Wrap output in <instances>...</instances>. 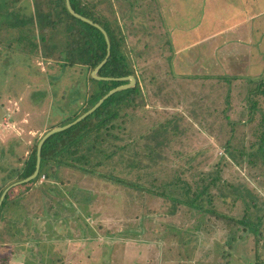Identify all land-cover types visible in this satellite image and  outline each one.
I'll list each match as a JSON object with an SVG mask.
<instances>
[{"label": "trees", "instance_id": "trees-1", "mask_svg": "<svg viewBox=\"0 0 264 264\" xmlns=\"http://www.w3.org/2000/svg\"><path fill=\"white\" fill-rule=\"evenodd\" d=\"M29 1L31 2V0ZM46 1L47 3L44 4V0H35L33 9L29 6L26 7L28 4L26 1L24 3V0H0V45H2L0 48V81L2 84L16 93V89L11 87L9 72L18 67L25 68L33 56L45 61L54 60L55 64L61 65L66 70L77 66L81 67L83 73H81L80 81L85 82L87 92L85 100L72 115L54 127L56 128L72 123L79 116L92 109L111 90L129 83L130 80L123 79L124 77L134 76L136 82L132 86L109 94L92 112L44 140L40 151L38 174L30 180L15 183L5 192V198L0 202V221L5 211L9 213V202L16 197L14 203L20 206L24 201L23 196L31 190L43 194L44 197H41L43 200L47 198L44 200V206L43 204L41 207L38 206L41 208L42 214L45 212L51 216L54 212L59 213L61 211L59 204L53 203V197L58 195V187L54 183L47 184L48 182L38 186L37 181L42 174L48 180L56 179L59 176V171L66 167L82 175L92 174L95 177L104 178L121 185L128 193L132 203L145 196L147 198L152 196L171 203V211L169 210L168 213H174L180 206H184L188 210L189 220L196 219L198 213L215 212L209 207L216 198V194H212L214 190L221 196L231 194L235 196L232 197L233 200L239 199L246 208V213L241 219H231V222L242 225L248 231L252 230L257 237L261 236L263 231L259 229L264 223V207L257 203V197L261 196L260 198L263 199L264 193L261 194L258 191L255 195L253 185L245 179L234 184L229 183L224 178L221 160L209 167L214 172L207 173L209 176L206 178L204 177L206 174H196L195 170L192 171L193 178L201 182V186L192 191L187 181L191 182L194 179L182 177V175L189 173L191 168H175L181 153L179 150H173L170 141L181 137L183 139H180V142L188 140L190 144H193L195 139L190 137L189 133H193L194 127L192 125L194 122L197 121L201 126L203 125L205 130H211L212 125L218 122L217 136L221 132L225 134L224 139L220 138L218 142L224 147L226 154L231 159L227 163L233 167L235 165V167L245 168L247 175L251 176L255 182L257 180L264 187V177H260V172L257 170L264 168V109L259 101L262 95L264 96V57L261 60L259 56L260 54L264 55V20H260L261 17L258 15L262 9L264 10V0H240L247 9L246 15L242 16L235 13V9L227 0H215V4L212 3V0H183V2L188 1L191 7L194 5L195 9L205 6L206 12L208 9H213L216 13L219 11L220 14L222 12L225 14L223 16L224 21L227 20L226 15H229L232 24L236 27L232 26V29L229 27L223 35L218 33L202 42V52L206 51L204 55L209 59H216L207 64L211 68L210 71L206 70L204 73L193 76L184 74L177 76L174 73V78L179 77L186 80L183 86L180 85L174 89L177 97L174 96V92L170 93L166 79H162L163 83L159 81L156 89L147 88L146 96L148 98L154 96L159 101L164 102L170 99L177 100V104L180 103L185 106L187 114L192 120L187 114L177 112L175 114L180 117L176 119L169 118L165 121L154 122L149 131L145 130L144 134V137H148L153 143H145L142 146L137 145L132 140L130 141V137L134 136L133 130H127L120 124L121 121L126 124L129 123L137 109L144 105L143 101L146 98L140 83L141 78L136 70V61L138 57L144 56V51L143 49L136 51L135 46L129 47L126 42V39L131 36V29L134 30L132 33L135 34L138 26L144 25V19L138 23L135 18V16H139L136 11L137 7L141 5L133 0H119L126 3L129 10L127 14L124 13L118 18L112 6L105 5L102 8L91 4L90 0ZM67 1L76 13L92 22L73 14L68 8ZM181 1H175L178 8L176 12H181L177 13V18L173 23V26L178 28L177 30L176 28L172 29L171 32L176 35V39L180 37V18H183L186 23H189L190 19L193 23V30L198 29L199 21H201L200 17L198 21H193L190 16H183ZM108 2L110 3V1ZM256 2L261 4L262 9L257 7ZM243 3L239 5L242 7ZM140 11L144 12L142 7H140ZM107 12L113 14L108 15ZM189 13L192 14V11L190 10ZM217 16L218 14L214 17L220 21L221 18L218 19ZM170 17L172 19L175 16ZM205 17L209 18V20H205L208 23L215 21V18ZM50 29L54 30L50 33L54 36L46 34ZM250 29L259 35L253 36L248 43L243 41L242 37L246 31L250 34L248 31ZM200 31L199 28L198 35L200 34L201 37L216 32L215 28L206 34ZM195 33L197 34V31ZM57 34L64 38V44L59 46L57 57L53 59L54 53L51 49L57 45L55 42ZM183 37H185L184 41L188 40L186 35ZM245 37H248V34ZM167 40L171 41L170 38ZM229 41L230 44H236L237 47L241 42L248 43L246 44L248 48L245 50L247 55L244 56L242 62L230 58H221L219 54L215 53V50H213L215 58L209 54L213 49L211 46L216 45L219 48V45L224 46ZM231 49L237 51L234 46ZM132 53H135L134 58L131 57ZM173 56L174 53L170 54L168 59L171 60ZM103 60L105 62L97 72V75L102 78H96L92 72ZM144 61L146 62L145 58ZM226 66L236 71H226ZM7 67L10 68L8 74H6L8 69H5ZM214 69H224V72L212 73L211 71ZM250 69L256 70L257 74L254 76ZM242 70H246L248 74L247 72L242 74ZM239 79L242 81L245 79V83L235 85V81ZM149 84H152V80ZM175 85L178 84L174 83ZM235 86L243 89L236 92L238 98L241 97L243 101L242 104L238 105V110H240L238 120L231 116L236 110L232 103L236 91ZM1 94L3 93L0 92ZM159 101L154 102L156 107ZM3 107L1 104L0 108ZM183 117H185L183 125L187 124L190 128L184 126V129L180 126ZM199 130H202V127L197 130L198 133H200ZM38 145L39 143L33 147V153L18 170V179L25 180L35 172L38 161ZM196 149L197 147L193 148L194 151H197ZM27 189L29 192H21ZM67 190L78 200H90L91 194L77 192L76 187H69ZM43 200L42 202H44ZM27 210L19 212L18 216L11 211L9 213L11 214L10 219L13 221L12 227L16 228V231H13L11 226L7 231L15 241H22L21 238H18L20 233H26L25 236L28 237L40 238L45 233L39 225L41 222L35 215L37 208L29 207ZM30 217L35 220L31 227L28 226ZM53 219L57 220L58 218ZM252 219L256 220L257 223H254ZM231 222L229 221V223ZM160 224L164 225V228L156 231L158 232L157 239L165 240L170 237L173 240L175 236L168 232H181L176 241L183 252H179L178 257L191 258L200 241V229H197L201 224L199 217L195 224L192 223L194 227L196 226L195 229L191 227L192 225L178 229L164 221H160ZM239 236L234 228L231 229L226 244L235 242ZM34 250L35 247L29 251ZM77 253L79 252L77 251ZM254 258L247 260L245 264H264L262 254L258 251H256ZM78 261L80 260L78 259L76 262ZM36 264L43 263L36 260ZM51 264H55V262Z\"/></svg>", "mask_w": 264, "mask_h": 264}, {"label": "rangeland", "instance_id": "rangeland-1", "mask_svg": "<svg viewBox=\"0 0 264 264\" xmlns=\"http://www.w3.org/2000/svg\"><path fill=\"white\" fill-rule=\"evenodd\" d=\"M25 1L28 4L26 7L29 6L34 9L35 0H31V2L24 0V3ZM133 1H137L141 5L140 7L143 8L144 12H141L140 7H137L136 13L139 16H135V18L138 23L144 19V25L142 27L138 26L135 34L132 33L134 30L131 29V36L126 39V42L129 47L135 46L136 51H141V49L144 51V56L138 57L136 61V70L141 78L140 83L145 96L147 88L156 89L158 82L163 83L162 79H166L170 93L174 92V96L177 97L174 89H177L180 85L183 86L186 80L179 77L174 78V73L177 76L182 74L193 76L204 73L206 70L210 71L211 68L207 64L216 59H209L204 55L206 51L202 52V42L218 33L223 35L229 27H236L232 24L229 15H226L227 20L224 21L223 16L225 14L222 12L221 14L219 11L216 13L213 9H208L206 12L205 6L195 9L194 5L191 7L188 1L183 2L182 0L183 16H190L193 21H198L200 17L201 21H199L198 29L193 30V23L190 19L187 20L189 23H186L183 18H180V37L176 39V35L171 33L172 29L176 28L177 30L178 27L173 26V23L177 18V13H181L176 12L178 10L175 4L176 0ZM227 1L235 9L236 14L239 16L246 15L247 9L242 1ZM45 3H47L46 0H44ZM90 3L102 8L105 5L112 6L118 18L124 13L127 14L129 10L127 4L119 0H90ZM212 3L215 4V0H212ZM240 3H243L242 7L239 5ZM256 5L262 9L259 2H256ZM190 10L192 14L189 13ZM107 13L108 15L113 14L111 12ZM216 14H218V19L221 18L220 21L214 17ZM258 15L261 17L260 20H264L263 9ZM170 16L175 17L171 19ZM205 16H210L211 19L215 18V21L208 23L205 20H209V18ZM246 18L248 17L246 16ZM188 27L190 29H187ZM199 28L203 34L210 33L213 28L216 32L201 37L200 34L198 35ZM53 31L50 29L46 34L54 36V34H50ZM195 31H197V34ZM248 31L250 34L246 31L242 40L249 43L253 36L259 34L252 29ZM246 34H248V37H245ZM185 35L188 38L187 41L183 40ZM167 38H170L171 41H168ZM55 42H57V45L51 49L54 53L53 59L57 57L59 46L64 44V38L57 34ZM248 43H237L239 44L238 47L236 44H230V41L224 46L219 45V48L214 45L211 46L213 49L209 54L215 58L213 53V50H215V53L219 54L221 58H230L242 62L244 56L247 55L245 50L248 48L246 45ZM233 46L237 48V51L231 49ZM172 53H174V56L169 60L168 57ZM259 56L261 60L264 57L262 54ZM131 57L134 58L135 53H132ZM144 58L146 62H143ZM28 65L25 68L18 67L9 72V80L12 82L11 87L16 89V93L0 81V92L3 93L0 95V105L3 104L4 106L0 108V202L5 198V192L11 186L15 183H22L23 180L17 177L18 170L33 153V147L38 143L40 144L41 138L53 130L55 126H58V123L72 115L81 106L87 94L85 82L80 81L83 72L79 66L66 70L61 65L55 64L54 60L45 61L36 56L32 57ZM5 69H8L6 71V74H8L10 68ZM250 70L254 76L257 74L256 70ZM226 71L236 70L227 67ZM211 72L221 73L224 72V69H214ZM246 72V70H242V74ZM150 80H152V84H149ZM174 83L178 85L174 86ZM244 83L245 79L235 81V85H243ZM235 87L236 91L232 103L236 110L231 116L233 119L238 120L240 116L238 105L242 104L243 101L241 97L238 98L236 92L243 89L242 87ZM155 101H159L158 98L154 96L148 98L146 96L143 101L144 105L137 109L131 121L127 124L124 121L120 122L125 129L133 130L134 136L130 137V141L136 142L137 145L142 146L145 143H153L148 137H144V134L145 130L149 131L154 122L165 121L169 118L176 119L180 117L175 114L177 112L187 114L185 106L180 103L177 104V100L159 101L157 105L160 107H156ZM259 101L264 109L263 95ZM245 116L247 117V115ZM188 117L192 120L189 115ZM184 119L185 117L182 118L180 126L190 128L187 124L183 125ZM218 124L217 122L212 125L211 130H205L203 125L201 126L197 121L194 122L192 125L194 127L193 133H189V136L195 139L193 144H190L188 140L180 142V139H183L181 137L170 141L173 150H179L181 153L175 168L190 167L191 171L182 175L186 179L193 178V170L196 174H206L203 175L206 178L209 176L207 173L214 172L209 167L221 160L224 168V178L229 183L234 184L245 179L253 185L255 195L258 191L261 194L264 193V187L257 180L255 182L251 176L247 175L245 168L235 167V165L233 167L227 163L231 159L226 154L224 147L218 142V139H224L225 137L222 132L217 136ZM201 127L202 130H199L200 133H198L197 130ZM192 147H197V151H194ZM257 170L260 172V177H264V168ZM193 179L191 182L186 180L192 191L201 186V182H198L195 178ZM37 182L38 186L48 182L47 184L54 183L58 187V195L53 197V203L55 205L59 204L61 211L59 213L54 212L51 216L45 212L42 214L40 212L41 208L38 206L41 207V204L44 206V200L47 198L43 200L41 197H44V195L40 192L38 194V192H35L36 190L21 191L29 193L25 196L22 195L24 201L20 206L14 203V198H16L14 197L9 202V213L11 211L18 216L19 212L28 211L29 207H36V218L41 222L39 225L45 233L42 238L28 237L25 236L26 233H20L18 238H21L22 241L13 240L8 234L9 231H7L9 226H13V221L10 219L11 214L5 211L0 221V264H36V260L42 261L43 264H51L52 262H55V264H245L247 260L255 259L256 251L261 253L264 259V223L261 224L259 229L263 231V234L257 237L252 230L248 231L242 225L231 222V219H241L246 213L245 204H242L243 202L239 199L237 201L233 200L232 197L235 196L231 194L221 196L214 190L212 194H216V198L209 207L214 209L215 212L198 213L196 219L189 220L188 210L184 206H180L174 213H168L169 210L171 211V203L152 196L149 198L145 196L132 203L128 193L121 185L104 178L95 177L92 174L82 175L66 167L59 171L58 178L48 180L42 174ZM69 187H76L77 192L91 194L90 200L76 199L68 193L67 188ZM79 194L81 195V193ZM260 197H257V203L264 207V198ZM198 217L201 222L197 228L200 229V241L191 258L178 257V253L183 252L176 241L181 232L169 231L168 233L175 236L173 240L170 237L165 240L157 239L158 232L156 231L164 228L160 221L169 223L170 226H175L178 229L191 225L195 229L196 226L194 227L192 223L195 224ZM34 221L30 217L28 226L34 225ZM252 221L257 223L254 219ZM232 227L240 235L239 239L231 244H226L228 233L233 229ZM11 229L16 231V228L12 227ZM49 229L50 231H48ZM33 247H35V250L29 251ZM78 259L80 261L76 262Z\"/></svg>", "mask_w": 264, "mask_h": 264}, {"label": "water", "instance_id": "water-1", "mask_svg": "<svg viewBox=\"0 0 264 264\" xmlns=\"http://www.w3.org/2000/svg\"><path fill=\"white\" fill-rule=\"evenodd\" d=\"M67 5H68L69 10H70L73 14H75V15H77V16H79V17L85 19V20H88L89 22H92L91 20H89V19H87V18L81 16L80 14L76 13V12L72 9V7H71V5L69 4L68 1H67ZM103 31H104V30H103ZM104 32H105V31H104ZM104 62H105V60H103V61H102V62H101V63H100L95 69H94V71L92 72V75H93L94 77H96V78H102L101 76H98V75H97V72H98V70L100 69V67L103 65ZM123 79H129L130 82L127 83V84L121 85V86H119V87H117V88H115V89H113V90H111V91H110L106 96H104V97H103V98H102V99H101V100H100V101H99L94 107H92V109H90L89 111L85 112L82 116H80L78 119H76V120L73 121L72 123H70V124H68V125H65V126L56 127V128H54L53 130L49 131L48 133H46V134L44 135V137L42 138L40 144L38 145V161H37V168H36L35 172H34L31 176H29L28 178H26V179L23 180V181L30 180V179L36 177V175L38 174V171H39V165H40V151H41L42 143L44 142V140H45L47 137H49L51 134H53V133H55V132H57V131H59V130H61V129H64V128L70 126L71 124H73V123L79 121L81 118H83L84 116H86L87 114H89L90 112H92V111H93L98 105H100V104L103 102V100H104L109 94L115 92L116 90L123 89V88L129 87V86H132V85L136 82V80H135L136 78H135L134 76L124 77Z\"/></svg>", "mask_w": 264, "mask_h": 264}]
</instances>
